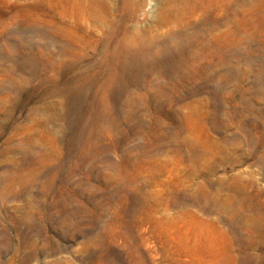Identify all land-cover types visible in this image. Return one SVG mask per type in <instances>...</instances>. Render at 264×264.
I'll list each match as a JSON object with an SVG mask.
<instances>
[{
  "label": "rangeland",
  "instance_id": "obj_1",
  "mask_svg": "<svg viewBox=\"0 0 264 264\" xmlns=\"http://www.w3.org/2000/svg\"><path fill=\"white\" fill-rule=\"evenodd\" d=\"M205 197L264 210V0H0V264H238Z\"/></svg>",
  "mask_w": 264,
  "mask_h": 264
},
{
  "label": "bare ground",
  "instance_id": "obj_2",
  "mask_svg": "<svg viewBox=\"0 0 264 264\" xmlns=\"http://www.w3.org/2000/svg\"><path fill=\"white\" fill-rule=\"evenodd\" d=\"M75 89L74 84L69 88L67 93L73 91ZM210 122V121H209ZM207 123L204 121V125ZM209 132V131H208ZM234 192L229 196V199L237 198L236 193L238 194V190H233ZM218 194H215L217 197ZM213 200L210 197H205L203 202L200 203V210L206 214L207 217L203 219L204 222H209L213 224L215 227L217 226L220 228V224H228L231 237L228 236V249L231 252V255L236 259L239 258L238 264L242 263L243 260L251 259L254 260L257 257V254L252 251V247L250 245V239L246 238L245 236L237 233V228L239 225L245 226L247 229L248 227H255L258 222L264 221V210L261 208H257L255 205L248 207V212L243 215H238L239 209L234 207L227 213L226 215H222L221 213L217 212V204H213ZM240 203L243 202V199H239ZM257 211V213H255ZM259 211V212H258ZM252 212V213H251ZM214 213H217V216L212 218ZM256 214V215H255ZM210 218V219H209ZM216 227V229H217ZM222 234V233H220ZM247 241L248 246L244 249V244ZM254 243V240H253ZM235 253V254H234ZM237 263V262H236Z\"/></svg>",
  "mask_w": 264,
  "mask_h": 264
}]
</instances>
